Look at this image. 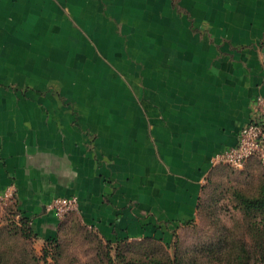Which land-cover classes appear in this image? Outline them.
<instances>
[{
	"label": "crops",
	"instance_id": "crops-1",
	"mask_svg": "<svg viewBox=\"0 0 264 264\" xmlns=\"http://www.w3.org/2000/svg\"><path fill=\"white\" fill-rule=\"evenodd\" d=\"M83 51L111 53L105 76ZM259 95L264 0H0V194L38 241L75 196L106 239L171 242Z\"/></svg>",
	"mask_w": 264,
	"mask_h": 264
},
{
	"label": "rangeland",
	"instance_id": "rangeland-1",
	"mask_svg": "<svg viewBox=\"0 0 264 264\" xmlns=\"http://www.w3.org/2000/svg\"><path fill=\"white\" fill-rule=\"evenodd\" d=\"M117 32L122 34L121 30H117ZM118 38L122 39L121 36ZM82 54L83 67L80 68V74L84 79H96L99 76H105L109 70L105 68L106 65H112L113 63L111 53L98 51L95 54L96 56L92 57V54L86 51H83ZM114 55L116 60L121 62L122 60L128 62L131 60L138 63V58L134 57V54L120 51L114 53ZM134 68L138 72L139 68L137 66ZM114 71V74L122 76L119 68H115ZM261 162L256 158L248 161L242 168L233 169V167L227 165L215 167L216 170L206 183L207 189L202 196L201 207L197 212L195 221L190 225L181 226L177 231V235H174V240L179 244L180 250L185 251L198 241L208 239L218 221L227 225L237 224L236 220L239 215L233 208V191L236 188H245L254 184L257 177L261 174L264 175V164ZM15 199H0V227L10 221L20 223V216L16 214V208L18 207L15 205ZM61 222L62 226L58 231L59 247H50L48 262L42 260L41 264H107L106 255L104 254L107 251V248H105L107 243L100 234L91 227L84 225L77 213L66 215ZM142 239L132 238L129 242L119 244L116 240H112L114 243L110 246L111 253L114 255L116 248H118L123 252L122 255L126 257L134 256L144 243ZM45 242L38 241L37 238L28 240L19 236L14 244L10 241L8 242L9 246L0 244V252L4 258L3 264H21L18 261L19 259L25 260L22 264H35L31 256L33 253L43 256ZM6 259L8 260L6 261Z\"/></svg>",
	"mask_w": 264,
	"mask_h": 264
},
{
	"label": "trees",
	"instance_id": "trees-1",
	"mask_svg": "<svg viewBox=\"0 0 264 264\" xmlns=\"http://www.w3.org/2000/svg\"><path fill=\"white\" fill-rule=\"evenodd\" d=\"M256 158L259 159L253 156L248 161ZM259 161L261 162L260 159ZM215 170L216 168L210 173L206 183ZM255 180L254 184L245 188H236L233 191V208L239 215L236 220L237 224L227 225L218 221L208 239L198 241L185 251L180 250L179 244L174 238L173 243H166L162 238L146 236L143 237L144 243L137 253L134 252L136 253L134 256L126 257L122 255L123 252L118 248H116V253L113 255L110 246L114 242L102 237L96 229L91 228L100 234L107 243L105 244L107 251L104 252L107 264H264V175L261 174ZM206 183L200 197L198 210L201 207L200 203L204 191L207 189ZM15 205L18 207L17 202ZM16 214L20 216V223L10 221L0 227V244L9 246V241L14 244L19 236L28 240L38 238L31 217L19 208H16ZM194 221L195 218L185 222L183 226L190 225ZM61 223L58 225L55 237L46 240L43 256H38L36 253L32 254L33 263L41 264L42 260L48 262L49 248L59 247L58 231L62 226ZM177 231L178 229L174 230L175 236ZM129 240L130 237H125L116 241L119 244L129 242ZM18 261L21 264L25 262L23 259ZM3 262L4 258L0 252V264H3Z\"/></svg>",
	"mask_w": 264,
	"mask_h": 264
},
{
	"label": "built area",
	"instance_id": "built-area-1",
	"mask_svg": "<svg viewBox=\"0 0 264 264\" xmlns=\"http://www.w3.org/2000/svg\"><path fill=\"white\" fill-rule=\"evenodd\" d=\"M256 156L264 164V95H259L253 102L251 119L245 123L239 132L237 144L216 153L212 161L214 165H228L242 168L249 158ZM8 191L0 194L1 200L13 199ZM77 197H57L47 208L63 218L75 210L78 205Z\"/></svg>",
	"mask_w": 264,
	"mask_h": 264
}]
</instances>
